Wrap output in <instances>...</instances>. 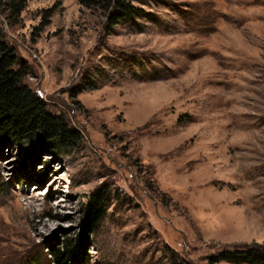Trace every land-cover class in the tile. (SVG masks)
Here are the masks:
<instances>
[{
  "label": "rangeland",
  "instance_id": "rangeland-1",
  "mask_svg": "<svg viewBox=\"0 0 264 264\" xmlns=\"http://www.w3.org/2000/svg\"><path fill=\"white\" fill-rule=\"evenodd\" d=\"M7 1L13 68L69 136L34 160L0 145V264H55L98 189L87 264L264 246V0H126L141 12L116 21L102 0Z\"/></svg>",
  "mask_w": 264,
  "mask_h": 264
},
{
  "label": "trees",
  "instance_id": "trees-1",
  "mask_svg": "<svg viewBox=\"0 0 264 264\" xmlns=\"http://www.w3.org/2000/svg\"><path fill=\"white\" fill-rule=\"evenodd\" d=\"M102 8L116 21L138 14L141 10L126 0H102ZM5 9H21L19 0H8ZM16 57L6 46L0 30V145L9 141L26 145L25 154L37 159L40 151L51 153L68 140L69 132L59 118L45 110L43 102L21 83L22 72L14 70ZM105 192L96 190L88 196L83 208L79 232L65 238L50 252L55 264H87L88 231L105 213ZM232 261L237 264H264V246L247 244L223 249L210 257L209 264ZM33 262H36L35 260Z\"/></svg>",
  "mask_w": 264,
  "mask_h": 264
}]
</instances>
